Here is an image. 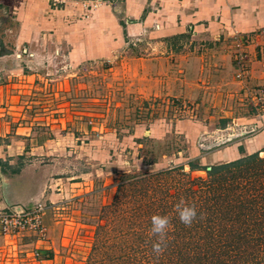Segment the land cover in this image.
<instances>
[{"label": "rangeland", "instance_id": "obj_1", "mask_svg": "<svg viewBox=\"0 0 264 264\" xmlns=\"http://www.w3.org/2000/svg\"><path fill=\"white\" fill-rule=\"evenodd\" d=\"M95 9L88 3L77 18L88 19ZM50 32L25 25L0 6V144L9 143L17 128L31 126L35 132L47 129L52 145L61 148L42 161L52 167L53 186L51 200H39L45 204L44 236L36 231L0 235V264H86L98 227L104 225L110 237L126 228L123 220L112 221L111 212L103 210L129 193L130 187L118 191L124 178L183 165L182 172L191 179H205L204 170L190 171L186 163L211 166L232 161L215 156L224 155L220 152L231 145L245 144L264 116V89L248 88L243 84L248 78L236 76L241 64L238 38L227 44V63L233 67L228 81L240 82L235 91L218 90L208 75L188 67L184 54L191 46L175 45L173 53L152 48L160 52L150 59L144 56L148 42L138 36V42L110 57L75 62L68 43L56 36L44 41ZM195 127H201L200 133L193 131ZM23 132L19 129L16 135ZM226 133L234 137L215 145ZM202 143L209 149L201 150ZM197 149L199 154L193 156ZM27 160L20 157L17 165ZM117 213L120 219L131 214L124 206Z\"/></svg>", "mask_w": 264, "mask_h": 264}, {"label": "crops", "instance_id": "obj_2", "mask_svg": "<svg viewBox=\"0 0 264 264\" xmlns=\"http://www.w3.org/2000/svg\"><path fill=\"white\" fill-rule=\"evenodd\" d=\"M90 1L0 0V6L27 26L51 30L44 41L56 36L59 42L68 43L69 57L75 62L110 57L139 33L148 42L144 56L150 59H157L160 52L152 48L164 47L173 53L171 49L175 45L191 46L184 54L188 56V67L208 75L210 84L218 90L231 87L238 90L240 82L227 78L233 69L227 63L231 59L227 44L234 43V38H244L249 59L245 67L248 81L245 79L243 84L264 89V0H117L114 4L102 0L90 18L78 19L81 9ZM61 51L64 53L65 48ZM175 55L181 57L179 53ZM260 120L255 125L258 130L254 136L241 145L242 152L239 144H234L219 151L224 155L217 154L215 159L234 160L264 148V116ZM19 129L25 132L16 135ZM46 130L35 132L31 126L17 128L9 143L0 144V159L8 165L5 171L0 168V209L11 204L28 207L42 198L51 200L52 167L42 161L56 154V150L61 152V148L52 145ZM201 130V127L193 128L197 134ZM192 152L193 156L199 154L198 149ZM23 156L27 162L17 165L18 158ZM14 168L19 171L13 172Z\"/></svg>", "mask_w": 264, "mask_h": 264}, {"label": "trees", "instance_id": "obj_3", "mask_svg": "<svg viewBox=\"0 0 264 264\" xmlns=\"http://www.w3.org/2000/svg\"><path fill=\"white\" fill-rule=\"evenodd\" d=\"M260 153L264 148L211 166L186 163L190 171L204 170L205 179H191L182 172L183 165L136 174L130 177L133 180L124 178L118 191L130 187L129 193L124 189L123 200L103 210L111 212L112 221L123 220L126 228L110 237L104 225L98 227L86 264H264V157ZM7 166L0 159L1 170ZM181 199L197 209L190 227L179 220L176 205ZM123 206L131 214L120 219L117 210ZM153 215L171 220L165 250L159 255L153 251L158 240L151 233Z\"/></svg>", "mask_w": 264, "mask_h": 264}, {"label": "built area", "instance_id": "obj_4", "mask_svg": "<svg viewBox=\"0 0 264 264\" xmlns=\"http://www.w3.org/2000/svg\"><path fill=\"white\" fill-rule=\"evenodd\" d=\"M60 3H64L65 0H59ZM102 0H91L89 2V6L91 9L97 8ZM57 2V1H55ZM141 34L137 35V38L131 41V43L138 42L139 37ZM128 42V44H131ZM245 45V39L242 38L239 40L238 43V57L241 60V64L237 69V77L243 79L245 78V65L242 63L244 62L247 54L245 51L242 50V47ZM224 133V131H222ZM234 137L233 134H221L218 139L215 140V145H221L225 142L231 140ZM213 145V146H215ZM210 146L204 145L202 143L199 145L201 150L209 149ZM45 210V204L39 200L34 201L31 208H25L21 205H10L8 207H4L0 209V235H19L23 233H35L38 232L39 235L44 236L43 233V225L41 222V214Z\"/></svg>", "mask_w": 264, "mask_h": 264}, {"label": "clouds", "instance_id": "obj_5", "mask_svg": "<svg viewBox=\"0 0 264 264\" xmlns=\"http://www.w3.org/2000/svg\"><path fill=\"white\" fill-rule=\"evenodd\" d=\"M179 220L185 226L190 227L197 219V209L194 205L187 204L183 199L176 205ZM201 218H203L201 214ZM151 233L158 237L157 242L153 244V251L159 255L162 254L166 247L167 231L171 227L170 217L167 215H153L151 217Z\"/></svg>", "mask_w": 264, "mask_h": 264}]
</instances>
